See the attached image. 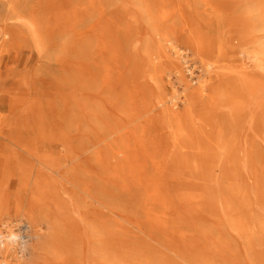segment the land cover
<instances>
[{"label": "bare ground", "instance_id": "6f19581e", "mask_svg": "<svg viewBox=\"0 0 264 264\" xmlns=\"http://www.w3.org/2000/svg\"><path fill=\"white\" fill-rule=\"evenodd\" d=\"M7 1L0 264H264V0Z\"/></svg>", "mask_w": 264, "mask_h": 264}, {"label": "rangeland", "instance_id": "374dc122", "mask_svg": "<svg viewBox=\"0 0 264 264\" xmlns=\"http://www.w3.org/2000/svg\"><path fill=\"white\" fill-rule=\"evenodd\" d=\"M0 3H8V1L7 0H0ZM37 60H38V58L36 56H31V53L29 51H27L24 53V55L22 57V67H24L26 64H28L29 67H34L35 64L37 63ZM239 64L249 66L253 71H256V72L262 71V69H260V67L258 66V63L255 60H253L252 58L251 59L250 58H242L239 61ZM7 68L8 67L5 68V63H3L1 71L4 72V70ZM199 75H200V70H195L194 75L192 77V80L196 81L197 78L199 77ZM173 83H174L176 89H174L172 85H168V91L170 93L176 92L178 95L181 94L183 91V87L180 84H178V82L174 78H173ZM41 228H42V232L44 233L45 236H47L51 233V228L44 221L41 224ZM16 232H18V231H16ZM31 243L32 242L30 241L28 246H27L28 248L25 251L26 252L25 253L26 260L33 259L37 255V253L33 251L34 249H32ZM39 252L40 251H38V253Z\"/></svg>", "mask_w": 264, "mask_h": 264}]
</instances>
